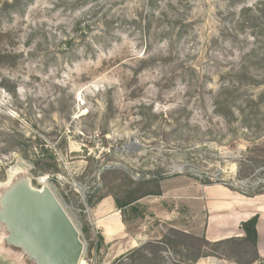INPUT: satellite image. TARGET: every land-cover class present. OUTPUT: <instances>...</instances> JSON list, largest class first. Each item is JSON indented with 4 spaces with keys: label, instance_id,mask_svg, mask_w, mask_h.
Returning <instances> with one entry per match:
<instances>
[{
    "label": "rangeland",
    "instance_id": "374dc122",
    "mask_svg": "<svg viewBox=\"0 0 264 264\" xmlns=\"http://www.w3.org/2000/svg\"><path fill=\"white\" fill-rule=\"evenodd\" d=\"M263 9L264 0H0V193L23 168L37 189L47 178L86 264H117L120 240L105 243L99 203L141 195V183L160 189L124 211L128 233L147 235L141 245L176 227L205 236L204 216L157 214L161 188L264 192ZM39 158L58 169L34 174ZM101 223L107 235L117 227ZM1 241L0 264H24ZM234 251L226 258L237 264L252 259ZM183 254L164 251V264Z\"/></svg>",
    "mask_w": 264,
    "mask_h": 264
},
{
    "label": "water",
    "instance_id": "95a60500",
    "mask_svg": "<svg viewBox=\"0 0 264 264\" xmlns=\"http://www.w3.org/2000/svg\"><path fill=\"white\" fill-rule=\"evenodd\" d=\"M4 249L24 264H80L81 233L48 185L33 187L30 172L15 173L0 193Z\"/></svg>",
    "mask_w": 264,
    "mask_h": 264
},
{
    "label": "crops",
    "instance_id": "0c3cea01",
    "mask_svg": "<svg viewBox=\"0 0 264 264\" xmlns=\"http://www.w3.org/2000/svg\"><path fill=\"white\" fill-rule=\"evenodd\" d=\"M191 183H189V185H184L183 182L178 181L173 184L174 187L171 190H166L163 185L161 188L163 204L157 211V214L166 219L168 223L174 222L186 211H191V213H188L192 215L194 223H200V220L204 216L205 237L210 242L243 237L240 229L241 224L258 215L257 252L260 260L264 261V195L248 197L223 186L203 185L195 182ZM165 198L171 199L172 204L170 206L164 204L166 203ZM139 201L137 203H139ZM104 202L107 203L108 208L99 217L97 227L101 229L105 243L113 241L115 237L119 238L120 248L113 257L114 259H119L127 252L139 247V245L146 241L147 235L144 232L130 235L114 198L109 195L104 196L99 206ZM184 205L185 207L187 206V208H184ZM101 221H103V223L115 222L117 227L112 229L111 233L107 235L105 228L101 226ZM170 226L176 227L173 224ZM105 264L108 263L105 262ZM196 264L237 263L227 258L207 257L201 259Z\"/></svg>",
    "mask_w": 264,
    "mask_h": 264
},
{
    "label": "trees",
    "instance_id": "16d2710c",
    "mask_svg": "<svg viewBox=\"0 0 264 264\" xmlns=\"http://www.w3.org/2000/svg\"><path fill=\"white\" fill-rule=\"evenodd\" d=\"M261 12L264 13V9L261 10ZM254 35L256 36L257 33ZM46 152H48V150H46ZM57 169V164L51 158H39L33 163L32 172L34 174H52V171ZM146 184L147 183L139 184V188L142 192L141 195L134 193L132 196L127 197L125 201L114 198L117 208L121 211L123 220L124 211L127 207L148 195H160V189L157 192H144L143 187ZM212 184L211 182L205 183V185ZM263 193L264 192H259L253 194V196ZM90 204L93 205L92 200H90ZM258 221L259 216L256 215L241 224L240 229L243 237L230 238L217 242H210L205 236H196L176 228H171L172 235H164L160 239L146 242L119 258L117 264H164L163 252L168 250H183L186 252V254L182 255L181 260L178 261L180 264H196L201 259L207 257L226 258L228 255L234 254L235 249H238V255L240 256L251 255L252 259L247 264H253L254 262L260 261L257 252ZM245 248H247L249 252H246Z\"/></svg>",
    "mask_w": 264,
    "mask_h": 264
},
{
    "label": "bare ground",
    "instance_id": "6f19581e",
    "mask_svg": "<svg viewBox=\"0 0 264 264\" xmlns=\"http://www.w3.org/2000/svg\"><path fill=\"white\" fill-rule=\"evenodd\" d=\"M40 183L44 184V185H47V183H48L47 182V178L42 177L41 180H40ZM80 264H86V262L84 263V260L82 259Z\"/></svg>",
    "mask_w": 264,
    "mask_h": 264
},
{
    "label": "built area",
    "instance_id": "2783aa9c",
    "mask_svg": "<svg viewBox=\"0 0 264 264\" xmlns=\"http://www.w3.org/2000/svg\"><path fill=\"white\" fill-rule=\"evenodd\" d=\"M41 178V177H40ZM47 182H48V179H47ZM44 185V184H43ZM45 186V185H44ZM49 186V185H48ZM50 187V186H49ZM52 190V189H51ZM53 191V190H52ZM55 194V193H54ZM65 210L67 211V209L65 208ZM68 212V211H67ZM69 214V213H68Z\"/></svg>",
    "mask_w": 264,
    "mask_h": 264
}]
</instances>
